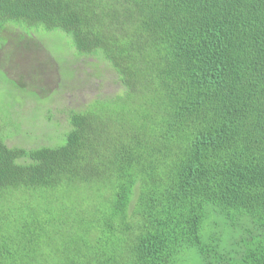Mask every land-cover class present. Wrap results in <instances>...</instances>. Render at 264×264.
I'll list each match as a JSON object with an SVG mask.
<instances>
[{
  "label": "trees",
  "instance_id": "obj_1",
  "mask_svg": "<svg viewBox=\"0 0 264 264\" xmlns=\"http://www.w3.org/2000/svg\"><path fill=\"white\" fill-rule=\"evenodd\" d=\"M117 90L52 145L0 125V264H264V0H0Z\"/></svg>",
  "mask_w": 264,
  "mask_h": 264
},
{
  "label": "rangeland",
  "instance_id": "obj_2",
  "mask_svg": "<svg viewBox=\"0 0 264 264\" xmlns=\"http://www.w3.org/2000/svg\"><path fill=\"white\" fill-rule=\"evenodd\" d=\"M7 26L0 33V125L9 146L52 145L68 129L67 110L117 90L110 69L77 55L64 34Z\"/></svg>",
  "mask_w": 264,
  "mask_h": 264
}]
</instances>
